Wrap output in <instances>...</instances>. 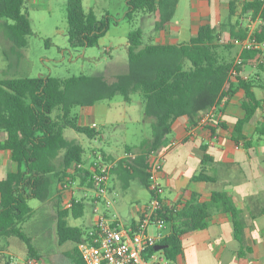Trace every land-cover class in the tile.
<instances>
[{"label":"trees","instance_id":"obj_1","mask_svg":"<svg viewBox=\"0 0 264 264\" xmlns=\"http://www.w3.org/2000/svg\"><path fill=\"white\" fill-rule=\"evenodd\" d=\"M25 1L0 0V29L14 49L26 46V37L31 31L28 15L23 10ZM178 1L125 0L124 17L132 21L137 12L154 13V30L162 31L173 18ZM242 11H251L252 17L261 16L264 2L246 1ZM66 20L68 42L73 47L93 46L117 21L108 12L97 18L92 9L84 10L82 0H66ZM253 34L259 40L264 39L263 28ZM245 36V32L231 33L232 39ZM234 47L232 41H220L216 28L209 23L200 25L196 35L180 43H144L142 31L135 28L127 34V71L113 80L103 75L83 74L63 78L46 75L1 79L0 132L5 133V138L0 141V150L9 151L16 168L0 180V246L2 239L15 235L26 242L27 256L38 259L29 237L21 230L32 214L28 200H46L53 184L59 185L67 175V169L74 163H83V146L64 137L67 127L89 138L97 134L93 127L78 123L79 107L91 106L116 95L127 101L134 93L143 97L144 115L151 119V136L131 148L138 155L129 167L122 166L121 161L118 167L131 174L142 165L141 182L148 190L147 172L144 171L148 155L163 144L174 121L187 116L195 122V117L201 113L219 110L234 87L244 92L241 103L244 116L235 122L232 139L235 142L243 140L244 146L249 147L251 139L243 133V126L264 107V101L255 96L251 80L240 76L235 83L230 80L229 70L236 57ZM254 55V51L241 53L244 63L250 62ZM258 68L264 69V63H259ZM209 128L213 131L212 126ZM255 134L264 135V120L256 126ZM201 148L204 157L200 170L192 179L211 181L204 172L212 159L206 153V146ZM191 196L183 204L163 207L169 235L161 244L167 245L162 252L169 259L174 260L182 253L183 234L205 227L207 206L195 200V193ZM212 200L221 201L225 209L235 214L226 194L214 192ZM56 204L57 200L50 207L54 211L58 242H80L85 230L70 225L68 219L82 215L84 199L71 209L59 210ZM154 251L153 247L149 249V253Z\"/></svg>","mask_w":264,"mask_h":264},{"label":"crops","instance_id":"obj_2","mask_svg":"<svg viewBox=\"0 0 264 264\" xmlns=\"http://www.w3.org/2000/svg\"><path fill=\"white\" fill-rule=\"evenodd\" d=\"M246 1L251 0H189L188 23L184 25L172 18L164 30L155 31L158 40L154 42L188 41L196 35L199 26L205 23L214 26L220 41L224 42L232 41V32L239 34L245 32V35H248L260 31L261 28L264 29V14L252 17L251 11L243 13L242 7ZM0 38H4L2 29H0ZM234 51L236 55L239 54V47L235 45ZM240 77L251 80L255 96L264 101V69H259L258 65L252 62H245L240 68ZM231 81L235 83L236 79H231ZM243 97V90L234 87L228 101L219 110H214L213 117L205 123L200 121L203 113L198 115V118L195 117V122L190 121L187 116L177 118L173 123L171 133L158 149L164 154L158 179L164 189L165 203L167 205L183 204L193 197L191 193H195V200L206 204L208 210L204 228L188 231L182 235V253L175 259L179 264H264V135L255 134L256 126L264 120V107L259 108L243 126V133L251 139V145L245 147L243 140L235 142L232 139L235 122L244 116L241 106ZM141 98L142 114H144V100L142 96ZM96 106L95 103L91 106L80 107V110L82 108L83 110L78 112V123L89 127H92L93 123L96 124ZM146 122L151 128V119L146 118ZM135 126L141 131L142 122L138 120ZM209 126H212L213 131ZM96 127L93 128L97 134L90 139L97 141L101 138L109 143L110 138L103 136ZM4 138L5 133L0 132V141ZM141 141L135 145L137 146ZM202 146H206V153L212 159L204 172L211 181L192 179L200 170L204 157ZM132 147L135 146L124 144L117 152L97 148L99 150L92 151L91 158L83 157V164L88 167L97 154L102 155L107 161H117L128 152L134 153L137 157L138 153L132 150ZM9 159L11 160L9 151L0 150V172L3 169V163ZM118 164L120 161L116 162L110 172V189L114 200H116L115 196L129 190L134 185H143L142 177H140L142 165L136 167L135 172L130 174L119 168ZM121 164L124 166L122 162ZM144 171L147 172V169ZM6 173L0 177V180L5 177ZM57 186L55 182L46 201L50 206L57 200L56 206L62 210ZM214 192H221L229 197L235 208L234 215L224 208L221 201L212 200ZM149 199L150 196L146 202L134 207L135 216L130 225L142 215ZM92 225L93 218L83 227L85 232ZM167 229L169 231L168 226ZM0 248V254L3 253V256L0 255V264H9L8 258L12 253L5 250L4 246ZM159 252L163 254L162 250ZM63 256H65L64 264H84L79 255L77 243L75 247L67 249ZM43 264L52 263L44 262Z\"/></svg>","mask_w":264,"mask_h":264},{"label":"rangeland","instance_id":"obj_3","mask_svg":"<svg viewBox=\"0 0 264 264\" xmlns=\"http://www.w3.org/2000/svg\"><path fill=\"white\" fill-rule=\"evenodd\" d=\"M188 3L189 0L179 1L173 20H178L184 25L188 23ZM82 5L86 11L92 9L97 18H102L108 12L117 21L110 25L109 31L107 30L93 46L73 47L70 46L66 34V0H26L23 10L28 15L31 28L26 37L27 44L23 48L14 49L7 39L0 38V80L46 75L63 78L80 74L103 75L113 80L127 71V32L139 28L144 43L158 40L154 30V13L137 12L133 20L128 21L124 17V0H82ZM141 99V95L134 93L129 101L121 95H116L96 103V128L103 136L110 138L109 143L101 138L93 141L85 134L68 127L64 129V137L83 146L85 159L91 158L92 151L97 148L117 152L124 144L136 146L140 140L151 135V128L142 114ZM80 109L79 107L77 112H82L83 108ZM138 120L142 122L141 131L135 126ZM15 167L13 161L7 160L3 163L0 177ZM75 193L76 196H82L80 190ZM149 196L147 188L136 184L115 196L116 202L107 213L110 217L114 213L117 214L121 223L127 227L135 216L134 207L146 202ZM28 204L32 208V214L22 224L21 230L29 237L39 261L42 264H64L63 253L70 247H75L76 243L72 240L62 244L57 242L54 211L48 201L31 198ZM93 216V205L89 198H84L82 215L69 217L68 222L83 228ZM149 228L153 230V227ZM1 243L5 250L15 257L27 255L26 242L15 235L2 239ZM0 255L3 256V253Z\"/></svg>","mask_w":264,"mask_h":264},{"label":"built area","instance_id":"obj_4","mask_svg":"<svg viewBox=\"0 0 264 264\" xmlns=\"http://www.w3.org/2000/svg\"><path fill=\"white\" fill-rule=\"evenodd\" d=\"M232 42L239 47L240 52L230 67V80L240 76V68L244 64L241 57L243 51L255 52L250 60L254 65L264 63V39L259 40L253 33H249L243 38L232 39ZM213 115L214 109H209L203 113L200 121L205 123ZM92 127H96V124L93 123ZM135 158L134 153L128 152L117 161H107L97 154L88 167L81 162L74 163L67 169V175L58 185L62 210L71 209L82 197L89 198L93 205V225L86 231L84 239L77 243L84 264H179L175 259H169L158 251L149 253L151 247L161 244L169 235L167 220L162 213L167 204L163 197V186L158 179L164 160L161 151L151 150L148 155L147 183L151 194L139 219L126 227L117 214L110 217L107 213L115 201L110 189L111 169L118 161L129 167ZM76 190L82 192L81 197L76 196ZM149 227H153V230ZM8 262L42 264L32 256L10 255Z\"/></svg>","mask_w":264,"mask_h":264},{"label":"water","instance_id":"obj_5","mask_svg":"<svg viewBox=\"0 0 264 264\" xmlns=\"http://www.w3.org/2000/svg\"><path fill=\"white\" fill-rule=\"evenodd\" d=\"M167 245H164V244H156L153 246V249L155 251H160V250H163Z\"/></svg>","mask_w":264,"mask_h":264}]
</instances>
